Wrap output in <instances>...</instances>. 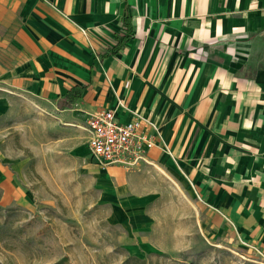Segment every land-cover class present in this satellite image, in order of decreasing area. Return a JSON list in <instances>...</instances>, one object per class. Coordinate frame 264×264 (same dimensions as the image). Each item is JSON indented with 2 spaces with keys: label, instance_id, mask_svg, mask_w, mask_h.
<instances>
[{
  "label": "crops",
  "instance_id": "obj_1",
  "mask_svg": "<svg viewBox=\"0 0 264 264\" xmlns=\"http://www.w3.org/2000/svg\"><path fill=\"white\" fill-rule=\"evenodd\" d=\"M125 11L134 36L112 53ZM107 109L158 126L138 166L90 157L86 122ZM145 163L264 258V0H0L1 207L31 205L41 180L120 207Z\"/></svg>",
  "mask_w": 264,
  "mask_h": 264
},
{
  "label": "rangeland",
  "instance_id": "obj_2",
  "mask_svg": "<svg viewBox=\"0 0 264 264\" xmlns=\"http://www.w3.org/2000/svg\"><path fill=\"white\" fill-rule=\"evenodd\" d=\"M144 167L135 183L143 197L120 207L54 193L42 180L28 207L0 205V264H264L211 227L188 187Z\"/></svg>",
  "mask_w": 264,
  "mask_h": 264
},
{
  "label": "built area",
  "instance_id": "obj_3",
  "mask_svg": "<svg viewBox=\"0 0 264 264\" xmlns=\"http://www.w3.org/2000/svg\"><path fill=\"white\" fill-rule=\"evenodd\" d=\"M90 132L88 140L89 155L102 167L117 164L125 167H135L147 159V152L155 147L156 134L161 139L159 128L141 114H134L131 121L121 123L115 111L107 109L92 114L86 122ZM162 146L166 148L163 140ZM248 249L260 254L253 245L243 243Z\"/></svg>",
  "mask_w": 264,
  "mask_h": 264
},
{
  "label": "trees",
  "instance_id": "obj_4",
  "mask_svg": "<svg viewBox=\"0 0 264 264\" xmlns=\"http://www.w3.org/2000/svg\"><path fill=\"white\" fill-rule=\"evenodd\" d=\"M121 18H122V25H123V33H121V35L119 36L118 43L113 48L112 53H118L123 47V45L125 44V42H127L134 36L132 19L130 18L128 12L125 11V13L121 16ZM69 95H68L69 97L68 99L71 102H75L77 99L81 98L82 89L77 88L73 96H69Z\"/></svg>",
  "mask_w": 264,
  "mask_h": 264
}]
</instances>
